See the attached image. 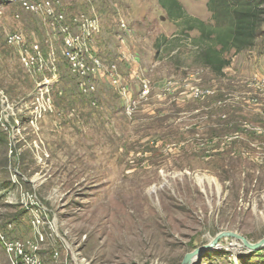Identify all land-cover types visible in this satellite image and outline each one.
I'll list each match as a JSON object with an SVG mask.
<instances>
[{"label":"rangeland","instance_id":"rangeland-1","mask_svg":"<svg viewBox=\"0 0 264 264\" xmlns=\"http://www.w3.org/2000/svg\"><path fill=\"white\" fill-rule=\"evenodd\" d=\"M259 1L216 76L157 0H0V264H182L222 232L264 238ZM191 264L264 248L224 238Z\"/></svg>","mask_w":264,"mask_h":264},{"label":"trees","instance_id":"trees-1","mask_svg":"<svg viewBox=\"0 0 264 264\" xmlns=\"http://www.w3.org/2000/svg\"><path fill=\"white\" fill-rule=\"evenodd\" d=\"M170 21L181 27V34L197 31L191 39L198 47L202 64L216 76L227 67L226 55L234 50L241 52L253 45L259 29V0H207L213 25L189 16L178 0H157Z\"/></svg>","mask_w":264,"mask_h":264},{"label":"water","instance_id":"water-1","mask_svg":"<svg viewBox=\"0 0 264 264\" xmlns=\"http://www.w3.org/2000/svg\"><path fill=\"white\" fill-rule=\"evenodd\" d=\"M224 238H231V239L239 240L243 244V246L246 248L247 252L249 253L257 252L264 248V238L258 241L257 243L251 244L247 242V240L241 235H238L233 232H222L218 234L207 245L200 246L196 248L194 251H192L191 253L186 254L183 259L182 264H191L192 258L199 256L205 250H210L214 248L217 245V243Z\"/></svg>","mask_w":264,"mask_h":264},{"label":"built area","instance_id":"built-area-1","mask_svg":"<svg viewBox=\"0 0 264 264\" xmlns=\"http://www.w3.org/2000/svg\"><path fill=\"white\" fill-rule=\"evenodd\" d=\"M7 41L10 45H16L23 42V37L20 34H13L8 37ZM13 248H16L14 244L9 246V249H13ZM30 261H31L30 259H27V264H30Z\"/></svg>","mask_w":264,"mask_h":264}]
</instances>
